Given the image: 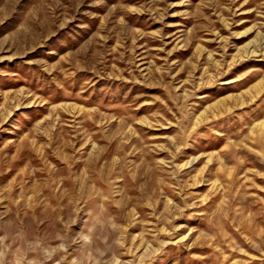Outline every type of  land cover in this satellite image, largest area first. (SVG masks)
I'll list each match as a JSON object with an SVG mask.
<instances>
[{
    "label": "rangeland",
    "instance_id": "rangeland-1",
    "mask_svg": "<svg viewBox=\"0 0 264 264\" xmlns=\"http://www.w3.org/2000/svg\"><path fill=\"white\" fill-rule=\"evenodd\" d=\"M0 264H264V0H0Z\"/></svg>",
    "mask_w": 264,
    "mask_h": 264
}]
</instances>
